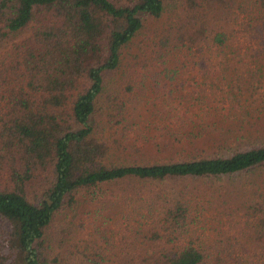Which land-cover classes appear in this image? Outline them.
<instances>
[{"label":"trees","instance_id":"obj_1","mask_svg":"<svg viewBox=\"0 0 264 264\" xmlns=\"http://www.w3.org/2000/svg\"><path fill=\"white\" fill-rule=\"evenodd\" d=\"M218 3L223 9L217 12ZM168 13L163 43L182 36L186 55L204 71L200 75L213 76L201 83L214 85L210 97H196L209 108L176 110L175 124L168 111L165 124L152 121L151 129L168 137L156 142L157 134L143 136V124L127 116L136 107L129 109L105 87L112 73L125 68V49L144 17ZM203 13L219 25L204 23ZM173 19L180 23L173 26ZM6 44L0 50V264H47L50 225L62 212L75 211L83 188L127 178L143 186L183 176L254 174L264 167V0H0V47ZM136 51L129 59L132 71ZM206 128L218 138L210 155L189 157L187 151L184 158L150 163L128 158L139 150L140 138L158 151L165 145L182 152L185 139L191 142ZM129 130L138 138L128 137ZM120 138H129L130 151L122 157ZM260 187L244 211L263 218L254 225L262 252L223 241L210 249L203 226L189 218V204L161 196L148 214L123 212L115 232L99 229L98 249L116 247L118 236L126 245L152 246L127 253L119 264H255L264 260ZM83 255L86 264L96 261Z\"/></svg>","mask_w":264,"mask_h":264},{"label":"rangeland","instance_id":"obj_2","mask_svg":"<svg viewBox=\"0 0 264 264\" xmlns=\"http://www.w3.org/2000/svg\"><path fill=\"white\" fill-rule=\"evenodd\" d=\"M222 9L218 3L215 11ZM170 16L171 14L168 13L167 17L164 15L144 17V26L125 49L127 57L125 68L112 73L105 87L106 93L116 97L118 95L121 100H127L129 109L136 107L135 112H128L127 116L130 119L136 118L143 124V136L157 134L156 142H165L168 137L163 131L152 130L151 128L155 126L150 124L152 121L157 120L165 124L168 118L166 119L163 113L166 111L172 116L176 110L195 114L200 112L202 107L209 108V106H200L196 97L199 94L210 97L211 87L214 85L203 86L204 83H201L203 80L209 81L213 76L200 75L204 71L197 68L200 64L194 61L193 57L186 55V48L180 42L183 41L182 36L173 37L176 41H170L169 44L163 43L160 34L162 36L168 28L170 22L167 21L170 20ZM210 16L203 13V17L207 19L203 22L206 24L210 22L215 28L219 24H214ZM172 21L173 26L180 23L177 19ZM220 22L221 25L225 24L222 20ZM27 33L24 31L17 38ZM159 38L162 40L161 43L158 41ZM9 46L6 44L0 47V50L5 51ZM135 51L139 53V56L134 58L136 69L132 71L129 59ZM224 73L230 72H222V75ZM170 75H173L174 79H171ZM216 82L218 81H214ZM149 113H153L155 118L153 119ZM261 118L259 117L257 121ZM175 123L176 119L173 115L171 124ZM201 133L202 135L199 134L191 142L185 139L186 143L182 152H174L165 145L163 152L158 151L154 148L155 146L144 142L142 138L139 140V150L131 151L130 155L128 154L130 150L127 148L129 138L125 140L120 138L123 148L119 147L117 151L121 157L123 153H126L128 158L135 157L141 163L184 158L188 152L189 157L210 155L218 149V138L215 132L207 128ZM129 135L130 138H138L137 133L131 130ZM208 136H215L216 142L213 137ZM128 179L83 188L77 193L79 201L75 211L62 212L50 225L47 264H86L83 253L96 259V261L89 260V264H119L117 259L127 253L150 252L151 243L126 245L119 242L118 236L114 240L117 243L116 247L107 250L98 249V245H101L98 234L101 228H113L115 232L114 223L122 220L123 212L150 213L161 202L160 196L166 200L179 198L189 204L191 208L189 218L197 221V225L203 226L200 234L205 245L211 246L210 249L221 246L220 241H223V246L233 242L242 251L262 252L263 239L258 240V232L254 225L259 224L260 219L263 218L253 213L247 214L244 210L256 197L255 187L261 185L259 192L264 195V167L259 168L254 174L248 172L236 176H183L166 178L158 184L148 182L143 186H140L139 181ZM96 251L98 255L95 254ZM255 264H264V260L260 259Z\"/></svg>","mask_w":264,"mask_h":264}]
</instances>
